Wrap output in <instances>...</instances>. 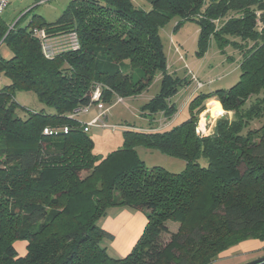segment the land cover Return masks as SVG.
<instances>
[{
  "label": "trees",
  "instance_id": "1",
  "mask_svg": "<svg viewBox=\"0 0 264 264\" xmlns=\"http://www.w3.org/2000/svg\"><path fill=\"white\" fill-rule=\"evenodd\" d=\"M147 2L148 9L133 0H70L54 22L39 15L26 25L0 22L10 51L0 55L9 80L0 88V264H212L244 240L264 241V0ZM173 17L198 23L199 58L212 42L223 53L232 47L241 73L229 88L195 94L187 119L158 128L157 117L171 119L172 98L192 83L168 69L160 30ZM33 27L50 36L75 30L80 48L47 58ZM159 75V91L142 106L151 129L126 130L122 147L96 155L70 117L90 103L93 84L103 85L111 105L116 96L140 95ZM22 91L52 111L27 109L16 100ZM214 96L232 115L203 134L199 114ZM47 126L69 130L49 135ZM139 146L186 166L148 167ZM121 206L143 211L147 223L132 251L115 258L102 245L113 234L98 222ZM168 221L179 222L176 232ZM17 241L26 242L24 255Z\"/></svg>",
  "mask_w": 264,
  "mask_h": 264
},
{
  "label": "rangeland",
  "instance_id": "2",
  "mask_svg": "<svg viewBox=\"0 0 264 264\" xmlns=\"http://www.w3.org/2000/svg\"><path fill=\"white\" fill-rule=\"evenodd\" d=\"M69 1L70 0H9L8 7L0 15V22L10 27L20 20L22 25H26L35 15L41 16V18L47 22H54L64 12ZM133 1L145 9H148L150 6L147 0ZM160 33L167 57L169 51L171 52V59L170 57H168V59H170V67L172 65V72H175L181 77L188 76L192 78V83L181 88L173 97L174 102L177 104V109H180L173 120V125H177L189 117V103L185 107H182V105L193 90L196 91L195 93H199L202 91L207 92L209 89L229 88L239 80L241 70L237 62H233L232 59L228 60L227 55H222L220 51H217L218 48L214 42H212L208 48V56L202 59L197 56L199 25L196 21H180L179 18L173 17L161 28ZM177 42H179L181 46H175ZM214 50L218 52V56H221L219 58L220 60L214 56ZM229 50L232 52V55L235 53L238 54L236 50H232V47H230ZM174 51L175 54H172ZM179 56L180 59L178 58ZM198 80L204 84L202 87H199ZM210 80L212 81L210 82ZM8 82V78L0 72V88ZM158 91L159 83H155L154 81L148 89L137 97H127L121 102L111 104L108 118H105V121L109 125L120 126L115 129L110 126L90 127L87 134L94 141V153L100 157H105L111 151L122 147L124 143V132L131 129L130 126H127L133 125L134 123L138 124L141 121L140 118L143 113L142 106L148 101L150 95L153 96ZM16 100L32 111L40 110L43 107L49 112L52 111L51 108L43 105L31 91L18 92L16 94ZM208 102L205 105V109L199 114L197 129L203 134L211 133L220 117L224 115L230 117L231 115L230 113H226L222 107L224 110L223 113L213 117L209 112ZM95 109V107H92L89 112L78 114L76 119L82 124L88 122L97 113ZM214 110H217V108L214 107L213 112ZM161 117L162 116L157 117L158 128H164L172 124L170 119L166 120ZM260 124V122L256 121L254 125L259 126ZM122 125L126 127H122ZM137 151L148 167L157 165L171 172H180L186 166V161L184 159L167 155L157 149L139 146L137 147ZM201 163L206 165V159L202 158ZM146 223L147 217L143 211L136 210L130 206L111 208L108 214L102 217L98 222L99 226L113 234V238L104 239L102 245L107 247L110 256L115 258L124 257L132 251L135 243L143 233ZM167 225L170 232H176L179 228V222L168 221ZM168 238L169 234L163 235V239L166 240ZM24 243V241L18 242L17 246L18 250L25 254ZM231 259H233V257ZM230 261L233 260L226 259L225 263Z\"/></svg>",
  "mask_w": 264,
  "mask_h": 264
},
{
  "label": "built area",
  "instance_id": "3",
  "mask_svg": "<svg viewBox=\"0 0 264 264\" xmlns=\"http://www.w3.org/2000/svg\"><path fill=\"white\" fill-rule=\"evenodd\" d=\"M9 0H0V15L3 11L8 7ZM32 33L34 36L38 37L41 42V47L43 54L47 58H53L59 52L63 50H77L80 48V42L78 33L73 30L66 34L59 35V36H50L48 35L47 31L43 27H33ZM4 37L0 40V47L4 44ZM196 79V77H195ZM212 80H210L211 82ZM199 87H202L204 84L201 83L199 80L197 81ZM102 89L103 85L101 83H94L92 90H91V100L90 103L84 106H81L74 113L70 114V117H77L78 114L87 113L92 107H95L97 110V114L88 122L83 123V129L85 132L89 131L90 127L92 126H110L113 129L119 127L120 125H109L105 118H108V112L111 108V105H108L102 98ZM123 97L116 96L113 103L123 101ZM112 103V104H113ZM122 127H126L123 126ZM128 127V126H127ZM69 127L64 126L63 128L58 127H45L44 133L49 135H57L60 132H68ZM198 132H200L198 130ZM201 133V132H200Z\"/></svg>",
  "mask_w": 264,
  "mask_h": 264
},
{
  "label": "crops",
  "instance_id": "4",
  "mask_svg": "<svg viewBox=\"0 0 264 264\" xmlns=\"http://www.w3.org/2000/svg\"><path fill=\"white\" fill-rule=\"evenodd\" d=\"M176 45H180V43L179 42H177L176 44H175V46ZM181 46V45H180ZM4 47V48H3ZM218 48V47H217ZM229 48L230 47H226V49H225V52L223 53V52H221V50L218 48L217 49V51H220L221 52V54L222 55H227L228 56V60L229 59H232V61L233 62H237L238 63V65H239V63H240V55L239 54H233L232 55V52H230V50H229ZM177 49H178V47H177ZM169 50H170V48H169ZM232 50L233 51H235L233 48H232ZM176 51V50H175ZM175 51L172 53V54H175ZM216 50H214V56L215 57H217L218 58V60H220L219 58L221 57V56H218V52H217ZM229 51V52H228ZM170 51H169V53H168V57H170L171 55H170ZM208 51L206 52V54L203 56V57H201L200 59H202V58H204V57H206V56H208ZM0 55L2 56V57H7V56H9L10 55V51H9V49H8V47H7V45H6V43H4V44H2L1 45V47H0ZM179 59H180V56L178 57ZM170 59H171V57H170ZM170 59H168V69H169V72H172V65H171V67H170V65H169V61H170ZM160 75L155 79V83L157 82V83H159V80H160ZM212 90H214V89H209L208 91H212ZM196 91L195 90H193L188 96H187V98L185 99V101L183 102V105H182V107H185L187 104H188V102L190 101V99L195 95V94H197V93H195ZM135 97H137V96H135ZM135 97H128V98H135ZM152 97V95H150V97L148 98V99H150ZM212 99H214L213 101H211V102H209V104H208V108H209V112L211 113V115L213 116V117H215V116H218V115H220V114H222L223 113V109H222V105H221V103H220V101L217 99V97H212L211 99H207L206 101H205V105H206V103L209 101V100H212ZM115 100V99H114ZM172 101L174 102V100H173V98H172ZM217 108V110H214V112H213V108ZM96 110V109H95ZM179 110L180 109H178V112L177 113H175V115L177 116V114L179 113ZM90 111V110H89ZM96 112H97V110H96ZM226 113H230L231 115H232V112H226ZM97 114V113H96ZM95 114V115H96ZM142 116H141V121L137 124V123H134L133 125H128V127L130 126L131 128H135V129H140V130H150L151 129V126H153V124H152V122L149 120L150 118H149V115L148 114H146V113H142L141 114ZM175 115H173V117L170 119V121H171V123L172 124H174L173 123V120H174V116ZM230 115V116H231ZM164 119H166L167 120V118L165 117V116H162ZM161 117V118H162ZM176 118V117H175ZM92 119V118H91ZM90 119V120H91ZM156 123V122H155ZM215 127V126H214ZM214 131V128H213V130H212V132ZM211 132V133H212ZM210 134V133H209ZM18 242H22V241H17L16 243H15V246H16V248H17V250H18V246H17V243ZM22 245V244H21ZM24 248H25V253H26V242L24 243ZM18 252H19V254H21V255H24V252L23 253H21L19 250H18ZM262 256H264V241H262V240H259V239H247V240H244V241H242V242H240V243H238V244H236V245H234V246H232V247H230L229 249H227V250H225L218 258H217V260H215V261H213V263L212 264H216L217 262L219 263V264H244L245 262H249V261H252V260H255V259H257V258H260V257H262ZM233 257V259H231ZM220 259H224V260H220ZM226 259H229V260H233V261H230V262H228V263H225V260ZM217 263V264H218Z\"/></svg>",
  "mask_w": 264,
  "mask_h": 264
},
{
  "label": "water",
  "instance_id": "5",
  "mask_svg": "<svg viewBox=\"0 0 264 264\" xmlns=\"http://www.w3.org/2000/svg\"><path fill=\"white\" fill-rule=\"evenodd\" d=\"M263 262H264V256L257 258L255 260L249 261V262L244 263V264H261Z\"/></svg>",
  "mask_w": 264,
  "mask_h": 264
}]
</instances>
